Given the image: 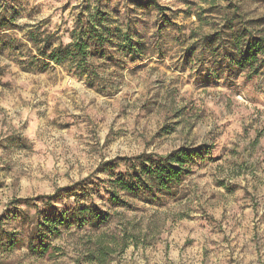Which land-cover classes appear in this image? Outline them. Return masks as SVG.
<instances>
[{"label": "rangeland", "instance_id": "374dc122", "mask_svg": "<svg viewBox=\"0 0 264 264\" xmlns=\"http://www.w3.org/2000/svg\"><path fill=\"white\" fill-rule=\"evenodd\" d=\"M227 4L0 0V230L12 240L0 264H264V56L242 61L245 28L264 40V0ZM229 6L237 30L200 55ZM96 10L107 53L90 79L28 42L67 44L79 15ZM181 148L202 152L172 195L110 203L109 183L135 158ZM49 197L52 209L94 204L112 218L97 232L59 227L46 254L30 252Z\"/></svg>", "mask_w": 264, "mask_h": 264}, {"label": "trees", "instance_id": "16d2710c", "mask_svg": "<svg viewBox=\"0 0 264 264\" xmlns=\"http://www.w3.org/2000/svg\"><path fill=\"white\" fill-rule=\"evenodd\" d=\"M216 1L227 2V5L231 3V0H213V2ZM228 10L229 13L227 12L224 17V29L214 35L205 36L200 45V55L205 54L207 46L224 45L225 30L228 32L237 30L235 27L239 18L237 9L234 6H229ZM159 11H162V9H159ZM97 12L98 10L94 15H90V18L83 17V14L79 15L76 26L70 34L71 40L67 44H64L62 40L55 44L53 41L56 34H48L42 38L40 33L29 36L27 38L28 42L33 49H36L38 57L44 60L45 63H53L58 66L68 65L67 67L74 74L79 77L87 75L90 79L94 73L92 61L104 57L107 53L106 39L108 31L101 21L96 22V25L93 24ZM244 36L246 56L244 58L242 56V61L243 64L253 66L259 55L264 56V40L254 37L248 28L244 29ZM222 50L225 53L232 51L225 48ZM229 56L232 57V54ZM35 59H37L36 56L33 57V60ZM201 152L202 150L181 148L167 155L138 156L128 166V172L118 174L115 180L109 183L107 192L110 203L125 205V200L130 199L151 205L161 201L166 196L172 195V191L177 189L181 183V176L188 173V165L194 163L195 159L201 156ZM43 199H46V203L52 209V199L50 197ZM49 212L50 210H46L44 213ZM38 214H40L39 210ZM51 215L50 218L46 215L40 226L30 233L28 238L30 252L39 255L46 254L50 248L49 244H46L47 235L57 233L59 227L65 229L73 226L78 229L88 227L91 232H97L106 226L112 218L109 213L102 212L94 204L66 211L53 208ZM22 217H25L24 211L18 215V218ZM10 237L11 235L7 232L0 230V252L6 253L10 250V247L7 246L12 243ZM2 239H5L6 243ZM98 244L101 246L102 242L99 241ZM100 251L101 255L99 257L104 260L105 256L112 252V249L109 246H102Z\"/></svg>", "mask_w": 264, "mask_h": 264}]
</instances>
